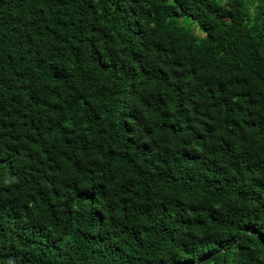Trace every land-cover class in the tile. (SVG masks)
Returning a JSON list of instances; mask_svg holds the SVG:
<instances>
[{
    "label": "trees",
    "instance_id": "16d2710c",
    "mask_svg": "<svg viewBox=\"0 0 264 264\" xmlns=\"http://www.w3.org/2000/svg\"><path fill=\"white\" fill-rule=\"evenodd\" d=\"M0 264H264V0H0Z\"/></svg>",
    "mask_w": 264,
    "mask_h": 264
}]
</instances>
